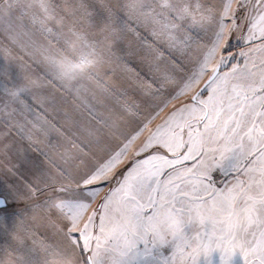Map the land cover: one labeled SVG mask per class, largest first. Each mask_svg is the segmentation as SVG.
Returning a JSON list of instances; mask_svg holds the SVG:
<instances>
[{
  "label": "snow or ice",
  "instance_id": "obj_1",
  "mask_svg": "<svg viewBox=\"0 0 264 264\" xmlns=\"http://www.w3.org/2000/svg\"><path fill=\"white\" fill-rule=\"evenodd\" d=\"M107 13L80 66L136 36L149 71L116 59L149 103L125 104L135 119L86 171L57 170L75 189L24 176L4 138L0 264H264V0H121ZM72 15L91 17L82 3ZM9 58L0 44V93L19 100L27 86L5 79ZM29 110L47 122L42 105ZM9 127L36 148L29 128Z\"/></svg>",
  "mask_w": 264,
  "mask_h": 264
},
{
  "label": "rangeland",
  "instance_id": "obj_2",
  "mask_svg": "<svg viewBox=\"0 0 264 264\" xmlns=\"http://www.w3.org/2000/svg\"><path fill=\"white\" fill-rule=\"evenodd\" d=\"M120 2L0 0V44L10 47L14 57L4 60L5 64L11 65L10 76L5 79L27 86L19 100L0 93V153L4 152L3 141L7 137L9 149L13 154L19 151L24 162L21 172L30 180L45 181L51 175L57 183L63 181L66 188L75 189L74 182L63 180L57 170L61 169L73 178L86 171L92 164V157H99L113 147L117 142L116 134L126 132L128 122L135 119L126 111L125 104L135 102L143 109L149 103L148 97L132 82V74L116 59L122 57L142 71H149L136 36L125 34L119 42L106 40L104 56L99 57L98 53V59L92 64L80 66L82 57L89 50L86 45L101 36L107 9L115 11ZM152 2L127 0L133 6ZM81 3L91 14L90 18H84L83 24L79 22V15H72ZM232 43L238 48L236 40ZM109 49L114 52L110 61ZM33 102L43 106L47 122L43 116L29 110ZM162 116L163 113L160 118ZM160 118L153 121L137 144L160 122ZM28 121L38 124L41 131L31 128ZM9 125L29 128L38 140L36 148L26 146L15 134L9 135L12 131ZM40 152L46 153L47 159L40 157ZM8 166L7 162L0 165V184L12 179L6 171ZM51 191L49 188L48 192ZM95 207L93 203L92 208ZM40 231L56 239L46 225L41 226ZM0 242H3L2 234ZM169 251L165 249L164 254ZM5 264L13 262L9 260ZM234 264H243L239 255Z\"/></svg>",
  "mask_w": 264,
  "mask_h": 264
},
{
  "label": "crops",
  "instance_id": "obj_3",
  "mask_svg": "<svg viewBox=\"0 0 264 264\" xmlns=\"http://www.w3.org/2000/svg\"><path fill=\"white\" fill-rule=\"evenodd\" d=\"M37 84H35L34 86H36ZM43 85H44V83H43Z\"/></svg>",
  "mask_w": 264,
  "mask_h": 264
}]
</instances>
